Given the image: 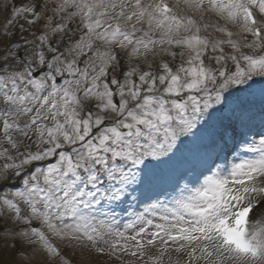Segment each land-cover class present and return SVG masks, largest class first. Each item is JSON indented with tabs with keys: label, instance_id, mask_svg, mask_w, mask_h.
Masks as SVG:
<instances>
[{
	"label": "snow or ice",
	"instance_id": "obj_1",
	"mask_svg": "<svg viewBox=\"0 0 264 264\" xmlns=\"http://www.w3.org/2000/svg\"><path fill=\"white\" fill-rule=\"evenodd\" d=\"M0 184L21 261L264 264V0H0Z\"/></svg>",
	"mask_w": 264,
	"mask_h": 264
},
{
	"label": "rangeland",
	"instance_id": "obj_2",
	"mask_svg": "<svg viewBox=\"0 0 264 264\" xmlns=\"http://www.w3.org/2000/svg\"><path fill=\"white\" fill-rule=\"evenodd\" d=\"M15 186V184H13ZM12 185V186H13ZM0 187H3L2 184H0ZM0 226L3 227V224L0 223ZM15 243L18 248L22 249L23 252L28 253L29 256H31V249L27 246H24L21 244L19 240L13 241L10 239H5L2 235H0V257H8L9 255L13 256L14 263L19 259L17 256V253L14 255L10 254L11 250L8 248V246ZM83 252V255H81L79 252L75 257H71L73 259V264H121V262L115 258H111L108 256H100L96 255L95 253L89 252L87 249L81 250ZM68 256H71V253L66 252ZM171 264H176L177 260L181 261V264H183V259H185L183 256H178L175 252L171 253ZM125 259H130L129 257H125ZM5 261V259L3 260ZM1 262V261H0ZM41 264V257H31L28 260H24L23 263L26 264ZM7 264H9L7 262Z\"/></svg>",
	"mask_w": 264,
	"mask_h": 264
},
{
	"label": "trees",
	"instance_id": "obj_3",
	"mask_svg": "<svg viewBox=\"0 0 264 264\" xmlns=\"http://www.w3.org/2000/svg\"><path fill=\"white\" fill-rule=\"evenodd\" d=\"M8 248H10V250H11L10 254L14 255L15 252L12 251L13 249H11V247H8ZM13 253H14V254H13ZM7 262H8L9 264H24L23 261H21V260H19V259L14 263V261H13V256H11V255H9L8 257H6L5 261H1L0 264H7Z\"/></svg>",
	"mask_w": 264,
	"mask_h": 264
}]
</instances>
